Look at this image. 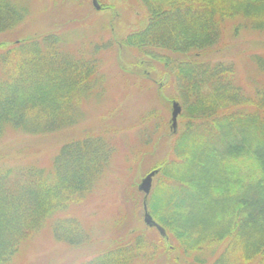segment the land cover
Instances as JSON below:
<instances>
[{
	"label": "trees",
	"instance_id": "obj_1",
	"mask_svg": "<svg viewBox=\"0 0 264 264\" xmlns=\"http://www.w3.org/2000/svg\"><path fill=\"white\" fill-rule=\"evenodd\" d=\"M130 3L136 26L117 50L134 56L128 70L117 62L120 71L160 92L172 87L182 105L176 133L162 121L141 130L159 119L153 109L131 126L144 138L139 157L168 145V158L149 167L157 173L145 200L142 194L165 237L146 227L149 238L136 232L82 264H264V82L246 93L234 64L210 56L229 31L264 33V0ZM25 16L0 0V34ZM71 44L60 33L0 44V145L8 135L46 137L76 127L85 108L105 101L104 54L116 47L114 38ZM251 61L264 77V57ZM116 151L105 134L87 135L63 145L45 169L5 165L0 149V264H12L23 243L47 229L56 243L89 244L90 232L71 212L91 195Z\"/></svg>",
	"mask_w": 264,
	"mask_h": 264
},
{
	"label": "rangeland",
	"instance_id": "obj_2",
	"mask_svg": "<svg viewBox=\"0 0 264 264\" xmlns=\"http://www.w3.org/2000/svg\"><path fill=\"white\" fill-rule=\"evenodd\" d=\"M9 1L25 9L26 16L14 30L0 34V44L5 47L14 41L46 33L67 35L72 47L83 46L91 41L106 42L113 38L116 42L114 50L104 54L107 76L105 101L100 106L85 108L86 117L78 126L46 137L8 135L0 145L1 152L6 155L3 157L10 161H5V165L48 169L63 145L87 135L105 134L114 143L116 154L101 180L85 202L74 207L71 212L82 227L90 232L91 241L85 246L70 247L56 243L50 231L43 230L23 243L12 264H82L118 243L130 242L136 232H145L146 238H149L150 233L143 223L142 194L137 188L141 179L149 173L151 165L168 158V145L148 152L145 158L139 157L144 138L141 139L131 126L142 113L153 109L159 112V119L152 120L141 130L150 132L153 124L162 121L170 132L171 103L175 101L181 111L182 105L179 99L172 98V87L160 92L149 81L123 74L117 65L118 62L128 70L129 58L134 56L133 50H117V43L136 26L137 17L135 11L130 9V0H96L100 9L111 7V10L105 11H96L92 0ZM230 33H225L224 45L210 56L214 60L233 63L237 82L246 93H252L259 83L264 82L263 75L251 61L255 55L264 57V33L240 32L236 37ZM147 71L148 68L142 69L143 74ZM179 127L180 117L176 120V132ZM153 185L152 182L151 188ZM164 262L161 259L158 263L149 264ZM177 264L190 263L179 259Z\"/></svg>",
	"mask_w": 264,
	"mask_h": 264
},
{
	"label": "water",
	"instance_id": "obj_3",
	"mask_svg": "<svg viewBox=\"0 0 264 264\" xmlns=\"http://www.w3.org/2000/svg\"><path fill=\"white\" fill-rule=\"evenodd\" d=\"M92 6L96 11L100 10V7L96 0H92ZM171 109L172 111H171V119H170V123H171L170 128H171L172 133H175L176 132V120L180 115L181 109H180V106L176 102L171 103ZM156 173H157L156 171L149 172L147 175H145L141 179L138 185L137 190L139 193L143 194L144 200L151 191L152 181ZM143 223L147 228L155 229L161 237H165V232L163 228L160 227L156 222H154V220L148 214L146 205L144 203H143Z\"/></svg>",
	"mask_w": 264,
	"mask_h": 264
}]
</instances>
